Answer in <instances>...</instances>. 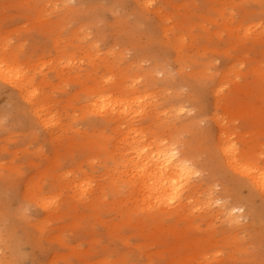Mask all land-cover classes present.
<instances>
[{
  "label": "rangeland",
  "instance_id": "1",
  "mask_svg": "<svg viewBox=\"0 0 264 264\" xmlns=\"http://www.w3.org/2000/svg\"><path fill=\"white\" fill-rule=\"evenodd\" d=\"M59 21L61 23L57 24L61 26H56ZM174 39L181 40L179 48L176 44L175 47L170 45ZM231 42L232 45L227 46ZM2 44L13 50L25 75L32 77L35 86L27 90L36 88L35 98H43L45 117L49 116V111L54 120L50 117L46 126H42L30 111L32 105L14 82L0 81V213L6 206L14 209L26 204V213L35 222L19 227L20 221L15 215L0 220V259L9 258V245L18 242L25 229L35 238L32 243L21 246V264H33L34 260V264H116L122 251L128 252L127 264H168L170 253L162 243L169 244L172 239L163 236L157 244L153 241L150 244V239L134 231L132 226L120 225L109 209L111 196L108 193L104 195L106 203L102 208H78L81 217L77 219L68 218L66 214L59 222L46 217L45 232L40 238L36 237L37 226L43 225L37 222L49 213L36 203L43 196L50 200L53 180L60 184L56 191L60 197L52 200L55 204L62 202L66 194H75V200L81 198L78 204L86 206L92 195L82 196L77 192L78 187L74 188V183L83 176L89 178L92 189L105 191L108 185V174H104L106 168L99 151H88L80 145L92 126H99L102 121L86 110L82 101L84 83L78 81L82 77L90 85L89 76H92L95 77L93 82L99 80L103 85L110 72L104 68V63L111 66L116 77L126 71L128 64L138 74L156 65H167L175 71L178 55L184 54L191 61L202 63L201 67L195 63V67L185 64V72L206 67L208 73L225 85L220 94L229 92L236 84L240 91L236 102L246 103L239 100L244 97L242 91L255 93L253 101L259 111L256 118L263 123L264 0H0ZM88 48L90 52L84 51ZM257 62L261 71H251L250 66H257ZM93 63L102 67L93 71L90 67ZM139 79L142 80L143 75ZM182 90L187 92L188 87L183 85ZM215 95L211 87L204 86L198 95L207 112L200 124L209 128L213 136L219 131L211 115L215 113ZM225 113L229 112L225 110ZM218 114L224 117L223 122L233 136H261L260 150L264 151V134L249 127L248 117L237 111L234 116L222 115L220 111ZM123 151L121 145L112 147L113 157L119 158ZM216 191H221L220 185ZM241 191L246 194L245 188ZM211 221L218 230L220 221L216 218ZM247 222L248 217L242 219L245 224L241 229L245 231L242 246L246 251H236L235 261L226 258L227 249L218 243L216 247L206 245L205 252L193 250L184 262L213 264V257L225 256L229 264H264V239L261 235L256 243L248 238ZM199 223L203 228L205 224L201 220ZM201 231L194 229L187 235L194 236ZM145 244L142 249L149 259L138 253L136 247ZM158 249L164 250L161 258L156 256Z\"/></svg>",
  "mask_w": 264,
  "mask_h": 264
},
{
  "label": "bare ground",
  "instance_id": "2",
  "mask_svg": "<svg viewBox=\"0 0 264 264\" xmlns=\"http://www.w3.org/2000/svg\"><path fill=\"white\" fill-rule=\"evenodd\" d=\"M57 23L61 22H56V26ZM173 41L170 42L173 47L175 44L178 48L181 46L180 39ZM230 45L232 42L227 44ZM84 51L90 52L89 48ZM116 60H119V56ZM176 62L175 71L167 65H156L143 70L142 74H138L128 64L126 71L117 77L112 73L111 66L104 63V68L110 72L103 85L99 80L93 82L95 77L90 78L89 72L87 76L92 84H86L82 77L78 79L79 83H84L82 101L86 110L94 116L98 115L102 121L101 125L92 126V131L81 139L80 145L88 151H99L106 168L104 174H108V185L105 191L92 189L89 178L83 176L74 183V188L78 187L77 192L86 194L85 197L92 195L86 206L78 204L81 198L75 200V194H66L62 202L57 201L59 203L55 204L52 200L60 197L59 193L56 195L60 184L53 180L49 188L50 200L43 196L36 203L49 212L37 222V225L40 222L43 225L37 226L36 237L40 238L44 234L46 217L59 222L66 214L68 218L77 219L81 217V211L77 213L78 208L100 209L106 203L104 195L108 193L111 196L109 209L117 216L120 225L132 226L134 231L150 239V244L152 241L157 244L163 236L172 239L169 244L162 243L163 247H168L166 252L170 253L168 264H188L184 259L193 250L205 252L206 245L216 247L218 243L227 249L226 258L235 261L236 251H246L242 246L245 231L241 230L245 225L242 224L245 217L249 218L245 229L248 238L256 243L260 241L261 235L264 239V151L260 150L261 136H233L223 122L224 117L218 114V111L225 116H234L236 111L242 113L251 120L249 127L264 134V122L259 123L260 120L256 118L259 111L253 101L255 93L243 90L244 97L239 100L246 103L236 102L240 92L236 84L229 92L220 94L225 85L208 73L206 67L185 72V64L201 67L202 63L193 62L184 54H179ZM21 64L9 46L0 45V81L14 82L20 94L32 105L30 111L35 118L41 121L42 126H46L51 117L50 112L46 118L42 107L43 98H35L36 88L27 90L35 85L32 84V77L25 75ZM256 65L250 66L251 71H261L258 67L260 63ZM90 67L95 71L102 64L93 63ZM141 75L142 80L139 79ZM183 85L188 87L187 92L182 90ZM202 86L211 87L213 94H216L213 103L215 113L211 115L219 131L214 136L209 128L200 124L207 115L205 106L198 100ZM262 87L264 89V85ZM225 110L229 113H225ZM54 124L58 127V123ZM119 145L124 147V151L119 158L113 157L112 147ZM0 185L2 187V182ZM218 185L221 186L219 193L216 191ZM243 188L246 194L242 193ZM51 204L55 205L52 207ZM25 205L14 209L6 206L0 213V220L15 215L20 221L19 227L35 224L27 215ZM215 218L221 224L218 230L211 221ZM199 219L205 224L203 228H200L202 223H199ZM194 229L202 231L194 236L187 235ZM55 236L58 238L57 234ZM33 237L34 234L29 235L24 229L20 240L9 245V258L0 259V264H21V246L32 243ZM162 242L165 241L162 239ZM145 246H136L138 253L145 254L142 249ZM163 251H155L156 256L161 258ZM119 257L116 264H127L128 252H120ZM146 257L150 258L148 255ZM226 258L213 257L211 261L213 264H229Z\"/></svg>",
  "mask_w": 264,
  "mask_h": 264
}]
</instances>
